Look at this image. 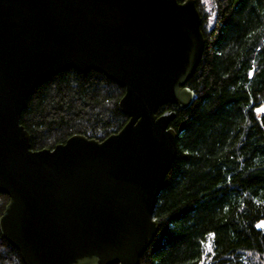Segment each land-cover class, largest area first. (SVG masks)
I'll list each match as a JSON object with an SVG mask.
<instances>
[{
    "label": "water",
    "instance_id": "1",
    "mask_svg": "<svg viewBox=\"0 0 264 264\" xmlns=\"http://www.w3.org/2000/svg\"><path fill=\"white\" fill-rule=\"evenodd\" d=\"M195 0H0V233L23 264H139L177 153L173 110L203 54ZM98 71L123 86L125 125L33 150L20 117L48 77Z\"/></svg>",
    "mask_w": 264,
    "mask_h": 264
},
{
    "label": "trees",
    "instance_id": "2",
    "mask_svg": "<svg viewBox=\"0 0 264 264\" xmlns=\"http://www.w3.org/2000/svg\"><path fill=\"white\" fill-rule=\"evenodd\" d=\"M195 2L205 45L186 83L194 101L158 110L176 112L177 153L139 264H264V0ZM123 94L101 72L69 68L31 93L20 124L33 150L76 134L102 141L128 120ZM7 203L0 193V215ZM0 264H23L1 233Z\"/></svg>",
    "mask_w": 264,
    "mask_h": 264
}]
</instances>
